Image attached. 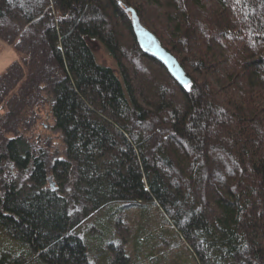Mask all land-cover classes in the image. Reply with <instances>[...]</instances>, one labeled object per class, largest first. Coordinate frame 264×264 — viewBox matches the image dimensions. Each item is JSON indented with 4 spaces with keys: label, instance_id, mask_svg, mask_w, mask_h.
I'll return each instance as SVG.
<instances>
[{
    "label": "trees",
    "instance_id": "obj_1",
    "mask_svg": "<svg viewBox=\"0 0 264 264\" xmlns=\"http://www.w3.org/2000/svg\"><path fill=\"white\" fill-rule=\"evenodd\" d=\"M0 37V264H264V0H0ZM47 94L65 157L30 130Z\"/></svg>",
    "mask_w": 264,
    "mask_h": 264
},
{
    "label": "rangeland",
    "instance_id": "obj_2",
    "mask_svg": "<svg viewBox=\"0 0 264 264\" xmlns=\"http://www.w3.org/2000/svg\"><path fill=\"white\" fill-rule=\"evenodd\" d=\"M88 40H89L88 42H89L90 46L92 47V49L94 50V52L96 54L98 61L103 63V64L109 65L116 70L117 69L116 63H115L114 59L110 56V54L107 52V50H106L105 46L102 44V42H100L97 39H91V38H89ZM18 57H19V52L16 50V48L13 47L12 45H10L7 41L3 40L0 37V75L5 70H7V68L16 59H18ZM156 68L158 69L159 67H156ZM156 68H154V69H156ZM149 78H151V77H149ZM148 80L151 81L152 79H148ZM54 101H55V98L52 94L45 95V102L43 104L39 105L38 107H36V109H35L36 111L38 110L37 122H35V123L32 122V126L30 127V130L33 134L40 135L45 140H46V138L48 140H50L51 149L53 150L52 154L54 155V157H65L66 152H65L64 142L62 140V133L60 132V130H58L56 128L55 119L51 114V103ZM3 113H4V110L2 109L1 104H0V115H2ZM26 133H28V131ZM40 136L35 137V138H39ZM49 177H51V175ZM51 182H54V184L56 185L53 177L51 180H49L50 186H51ZM108 208L109 207H105L99 213L94 212L90 217L88 216L87 217L88 219L84 225V231H87L88 229L91 230L93 228L92 232L93 231L100 232V230L98 229V224H96V223H97V221L102 219L105 216V214H107ZM81 210H83L81 205L76 204V205H73L70 207V211L73 213H76V212L81 213ZM134 215H135L134 218H136V220L140 221L144 225L150 224V222H151V221H149V223H147L144 219H142V216L140 215L139 212L137 213V211L135 212ZM130 216L133 217V214H131ZM136 220H134V221H136ZM132 222H131V225H132ZM133 225H135V223H133ZM154 225H155V221L151 226H154ZM165 237H166V239H165V241H163L160 244L161 246L164 245V247H170V248L176 247V246H174V244H176V238L174 235H167ZM152 242H153V240H152ZM153 243L155 245L156 243H160V242H153ZM176 249L173 248V251L177 252ZM92 253L96 257L99 254V251H94V252L92 251Z\"/></svg>",
    "mask_w": 264,
    "mask_h": 264
},
{
    "label": "water",
    "instance_id": "obj_3",
    "mask_svg": "<svg viewBox=\"0 0 264 264\" xmlns=\"http://www.w3.org/2000/svg\"><path fill=\"white\" fill-rule=\"evenodd\" d=\"M129 10L132 13L133 25L141 47L156 56L162 63L166 65L172 76L183 86H190L192 78L188 75L179 59L162 45L157 35L147 28L142 22L133 7ZM52 176L49 177V180ZM51 187L56 188L54 182H51Z\"/></svg>",
    "mask_w": 264,
    "mask_h": 264
}]
</instances>
